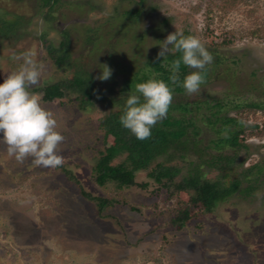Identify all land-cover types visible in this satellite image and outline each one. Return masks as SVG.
I'll return each instance as SVG.
<instances>
[{"label": "rangeland", "instance_id": "1", "mask_svg": "<svg viewBox=\"0 0 264 264\" xmlns=\"http://www.w3.org/2000/svg\"><path fill=\"white\" fill-rule=\"evenodd\" d=\"M137 2L60 0L51 8L42 0H0V82L20 63L12 55L31 50L42 67L41 81L30 91L64 137L58 146L63 162L56 168L35 165L31 157L17 161L0 143V264H264V174L256 191L236 194L210 212L191 203L193 191H179L190 157H160L122 189L95 180L94 167L113 144L101 124L122 108L125 66H137L131 61L135 49L142 59L156 55L170 32L188 31L213 56L206 69L215 73L187 94L189 102L222 101L226 109L243 101L264 105V0H145L133 22L124 13L139 8ZM67 39L70 66L58 68L49 50H63ZM102 64L111 69L103 81L96 78ZM86 75L95 79L100 96L81 101L68 89L62 98L43 99L45 87ZM209 109L203 105L196 116L209 115ZM228 116L245 125L239 142L247 149L224 151L237 157L233 174L242 179L254 166L264 169V108L230 110ZM204 124L205 146L218 134ZM123 161L119 156L111 164ZM163 163L179 173L157 183L149 175ZM217 176V170L206 173L207 179ZM248 185L256 186L244 182L241 190ZM93 198L109 204L99 211ZM185 208L192 218L178 229L174 220Z\"/></svg>", "mask_w": 264, "mask_h": 264}, {"label": "trees", "instance_id": "2", "mask_svg": "<svg viewBox=\"0 0 264 264\" xmlns=\"http://www.w3.org/2000/svg\"><path fill=\"white\" fill-rule=\"evenodd\" d=\"M43 5L53 8L60 0H42ZM145 0H138V7L129 12H125L124 16L130 21L136 22L142 16ZM182 34L191 35L188 31ZM70 41L67 39L62 44L63 50H49L54 64L58 68L70 66L71 55L69 53ZM135 49V48H134ZM109 64L111 63L112 54L109 52ZM122 55L121 57H123ZM180 53L173 51L167 55L165 59L157 58V54L143 58V54L139 49H135L132 53L131 61L138 63L137 66H125L124 70H129V76L124 77L119 88V101L122 108L116 113L107 116L101 124L105 137H111L113 144L108 146L105 153L100 157L94 167L95 180L99 186H104L107 183H115L118 189L128 187L132 184L135 173L147 168L156 159L166 157L168 162L175 160L186 161L189 157L192 161L189 162L190 171L185 176L183 183L179 187V191H193L191 203L193 205H203L204 211L210 212L216 208L221 202L227 201L236 194L256 191L258 183L262 180L264 169L254 166L243 172L242 179L236 177L233 172L237 169L236 156H228L224 154L226 148L240 150L246 148L239 142V138L244 132L245 125L235 118L229 117L230 110L239 109H263L264 105L258 102L243 101L235 103L232 107L227 108L222 101H217L214 105L211 102H189L187 93L179 84H174L169 81L168 77L171 74L168 65L172 60L178 59ZM218 59V63H219ZM108 64V65H109ZM112 64V63H111ZM119 65V63L115 64ZM128 68V69H127ZM191 69L183 64L180 65L178 77L182 82L186 74L190 73ZM215 70L206 69L204 73V82L211 79ZM149 77L160 79L169 84L172 88V101L169 105L167 115L162 120L158 121L151 128V135L147 139L138 140L126 128L120 124V116L123 112L124 100L128 94V90L134 88L135 83L143 82ZM95 79L86 75L85 78L77 77L69 82L57 83L45 87L43 91V99L51 101L57 98H62L65 90H72L80 95V100L90 99L95 95H101ZM102 97V96H101ZM215 102V100H214ZM221 102V103H220ZM230 104V103H229ZM205 105L209 107V115L196 116ZM228 105V104H225ZM213 110V112H211ZM207 124L218 138L211 140L210 144L202 145L203 140L200 138L202 133V124ZM255 129L256 126H251ZM227 133V136L220 137V134ZM119 156L124 157V161L114 166L111 163ZM242 160L240 165L244 163ZM236 166V167H235ZM217 170L218 176L215 180L207 179L208 171ZM254 170H257L253 173ZM179 173V170L171 167H166L163 164H158L150 173L149 177L155 182L160 183L163 179H172ZM235 175V176H234ZM251 175H255L253 180H250ZM234 176V177H233ZM256 186H249L245 190H241L244 182ZM84 198L91 199L88 194L82 191ZM98 201L99 211L109 204V201L102 198H93ZM192 218L188 208L179 211V216L174 220L178 229H182L186 223Z\"/></svg>", "mask_w": 264, "mask_h": 264}, {"label": "clouds", "instance_id": "3", "mask_svg": "<svg viewBox=\"0 0 264 264\" xmlns=\"http://www.w3.org/2000/svg\"><path fill=\"white\" fill-rule=\"evenodd\" d=\"M159 45L157 58L165 59L173 51L180 53L168 65L169 81L179 84L185 93H196L204 83L206 65L213 56L194 35H184L175 30L166 35ZM11 59L19 60L16 70L0 82V143L6 145L9 157L22 162L31 157L38 166L56 168L63 162L58 146L64 137L56 130L57 121L53 114L41 104L38 94L30 87L41 81V65L33 58L31 50L13 54ZM194 71L186 74L181 82L178 77L180 65ZM97 79L106 80L111 69L102 64ZM173 91L169 84L149 77L135 83L124 100L120 124L136 139L150 137L151 128L166 117L172 101Z\"/></svg>", "mask_w": 264, "mask_h": 264}]
</instances>
